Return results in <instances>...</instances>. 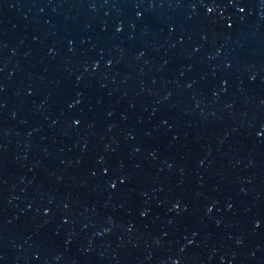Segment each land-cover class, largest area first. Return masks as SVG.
Returning a JSON list of instances; mask_svg holds the SVG:
<instances>
[{
	"label": "water",
	"instance_id": "95a60500",
	"mask_svg": "<svg viewBox=\"0 0 264 264\" xmlns=\"http://www.w3.org/2000/svg\"><path fill=\"white\" fill-rule=\"evenodd\" d=\"M0 264H264V0H0Z\"/></svg>",
	"mask_w": 264,
	"mask_h": 264
}]
</instances>
